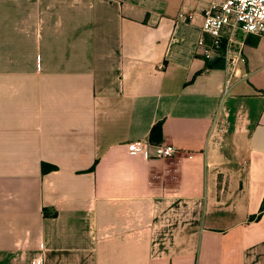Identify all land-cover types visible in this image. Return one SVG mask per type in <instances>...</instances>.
Here are the masks:
<instances>
[{
    "label": "crops",
    "instance_id": "0c3cea01",
    "mask_svg": "<svg viewBox=\"0 0 264 264\" xmlns=\"http://www.w3.org/2000/svg\"><path fill=\"white\" fill-rule=\"evenodd\" d=\"M209 2L0 0V264H264V37L226 86Z\"/></svg>",
    "mask_w": 264,
    "mask_h": 264
},
{
    "label": "built area",
    "instance_id": "2783aa9c",
    "mask_svg": "<svg viewBox=\"0 0 264 264\" xmlns=\"http://www.w3.org/2000/svg\"><path fill=\"white\" fill-rule=\"evenodd\" d=\"M178 16L185 18L184 13ZM237 32L264 37V0H210L203 10L201 36L197 46L205 57L223 48L226 67L229 69L226 86L236 73L235 63L242 60L240 48L234 45ZM126 149L128 153L140 154L144 159L167 158L176 152L172 144L151 143L147 139L128 141ZM31 264H42V258L34 255Z\"/></svg>",
    "mask_w": 264,
    "mask_h": 264
},
{
    "label": "trees",
    "instance_id": "16d2710c",
    "mask_svg": "<svg viewBox=\"0 0 264 264\" xmlns=\"http://www.w3.org/2000/svg\"><path fill=\"white\" fill-rule=\"evenodd\" d=\"M161 138H162V128H161V122H157L155 123L150 132H149V137H148V140L151 142V143H160L161 142ZM56 167L54 165H50V164H47V163H43L42 164V171L43 172H46L48 170H53L55 169ZM264 210V198L262 200V203L260 205V208H259V211L256 215H253L250 217V219H257L260 217V215L262 214ZM44 216H49V213L47 212V209H44ZM55 215V212L52 214V216Z\"/></svg>",
    "mask_w": 264,
    "mask_h": 264
}]
</instances>
